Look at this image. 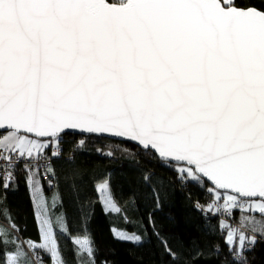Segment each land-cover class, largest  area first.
Here are the masks:
<instances>
[{
	"label": "snow or ice",
	"instance_id": "1",
	"mask_svg": "<svg viewBox=\"0 0 264 264\" xmlns=\"http://www.w3.org/2000/svg\"><path fill=\"white\" fill-rule=\"evenodd\" d=\"M93 138L111 141L94 145L103 158L117 159L114 148L126 153L156 210L169 186L189 200L191 188L204 193L205 203L197 199L192 208L200 213L199 228L219 237L207 251L195 240L193 249L173 250L149 214L148 226L172 264H249L247 253L264 242V6L0 0V189L18 188L23 177L39 237H21L0 196L6 221L0 222V264H45V255L50 264H72L60 236L73 245L75 264H96L86 224L74 234L68 227L56 168L74 164ZM125 141L139 151L122 148ZM144 160L153 167H143ZM157 165L175 180L160 176ZM111 176L89 179L103 211L124 214L127 222ZM64 180L83 208L81 173ZM112 233L133 245L145 241L137 232Z\"/></svg>",
	"mask_w": 264,
	"mask_h": 264
},
{
	"label": "trees",
	"instance_id": "2",
	"mask_svg": "<svg viewBox=\"0 0 264 264\" xmlns=\"http://www.w3.org/2000/svg\"><path fill=\"white\" fill-rule=\"evenodd\" d=\"M258 7L261 5L260 0H255ZM69 141L80 139L79 136H69ZM111 141H98L93 138L88 142L84 152L80 153L74 164L64 165L61 168V162L56 164L58 176L60 177L58 191L63 194V211L66 213L67 224L71 233H76L84 228L85 224L90 231L96 247V264H172L171 257L165 251L164 246L153 235L152 228L148 226V217L151 214L155 221L157 230L161 235L168 239L169 246L173 250H190L193 249V241H197L201 249L207 251L210 245L219 239L218 236H209L200 228V213L192 208V203L199 199L205 203V195L196 188H191L192 197L189 200L186 195L179 190V187H168V200H162V209L154 208V201L146 198L148 189L143 185L138 172L134 165L126 159V153L113 151L117 159L103 158L96 154L94 145L99 144L103 147ZM122 148H127L133 152L139 151L137 146L130 142H120ZM143 167H153L148 161H142ZM160 176L166 180H175V173L158 165L154 169ZM73 171H79L83 176V184L80 188V200L85 203L83 208L79 207L73 197L68 184L71 181H65L64 177L69 176ZM106 171L112 173L111 184L114 194L125 209L127 222L124 214H106L101 204L96 199V193L93 189V181L89 179L91 175H102ZM51 179V177H49ZM44 194L51 197L52 189L48 188L47 181H42ZM80 183V181H78ZM0 196H6L3 206L7 207L12 214V219L20 228L22 238H31L38 240L37 221L34 217V205L32 193L25 186L23 177H21L18 188L9 190L4 193L0 189ZM136 203L133 206L132 200ZM91 205V207H89ZM170 217L175 218L174 222ZM86 218V219H85ZM190 221V222H186ZM0 222L6 223L3 217ZM215 223V220L213 221ZM123 229L138 234L145 235V241L142 245H133L114 238L112 229ZM147 233H144V229ZM63 250L72 264L73 245L69 242L67 236L59 237ZM249 264H264V242L256 244L255 248L247 253ZM45 264H50L47 255L43 257ZM192 264H219L216 259L193 261Z\"/></svg>",
	"mask_w": 264,
	"mask_h": 264
},
{
	"label": "rangeland",
	"instance_id": "3",
	"mask_svg": "<svg viewBox=\"0 0 264 264\" xmlns=\"http://www.w3.org/2000/svg\"><path fill=\"white\" fill-rule=\"evenodd\" d=\"M120 230H122V231H127V232H132V231H129V230H123V229H120Z\"/></svg>",
	"mask_w": 264,
	"mask_h": 264
},
{
	"label": "water",
	"instance_id": "4",
	"mask_svg": "<svg viewBox=\"0 0 264 264\" xmlns=\"http://www.w3.org/2000/svg\"><path fill=\"white\" fill-rule=\"evenodd\" d=\"M127 142V141H126ZM131 143V142H130ZM132 144H134V143H132ZM135 145V144H134Z\"/></svg>",
	"mask_w": 264,
	"mask_h": 264
},
{
	"label": "built area",
	"instance_id": "5",
	"mask_svg": "<svg viewBox=\"0 0 264 264\" xmlns=\"http://www.w3.org/2000/svg\"><path fill=\"white\" fill-rule=\"evenodd\" d=\"M202 203V202H201ZM203 204V203H202Z\"/></svg>",
	"mask_w": 264,
	"mask_h": 264
}]
</instances>
